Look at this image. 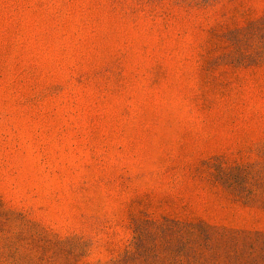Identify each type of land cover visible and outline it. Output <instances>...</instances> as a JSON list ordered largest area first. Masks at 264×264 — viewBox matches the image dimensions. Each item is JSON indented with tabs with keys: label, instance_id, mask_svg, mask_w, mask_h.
<instances>
[{
	"label": "rangeland",
	"instance_id": "obj_1",
	"mask_svg": "<svg viewBox=\"0 0 264 264\" xmlns=\"http://www.w3.org/2000/svg\"><path fill=\"white\" fill-rule=\"evenodd\" d=\"M0 264H264V0H0Z\"/></svg>",
	"mask_w": 264,
	"mask_h": 264
}]
</instances>
